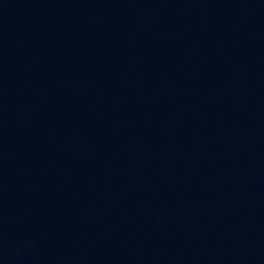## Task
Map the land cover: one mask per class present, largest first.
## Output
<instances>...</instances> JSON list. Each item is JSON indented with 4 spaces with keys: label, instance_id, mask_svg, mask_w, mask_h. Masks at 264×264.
Here are the masks:
<instances>
[{
    "label": "water",
    "instance_id": "obj_1",
    "mask_svg": "<svg viewBox=\"0 0 264 264\" xmlns=\"http://www.w3.org/2000/svg\"><path fill=\"white\" fill-rule=\"evenodd\" d=\"M42 0H0V52Z\"/></svg>",
    "mask_w": 264,
    "mask_h": 264
}]
</instances>
